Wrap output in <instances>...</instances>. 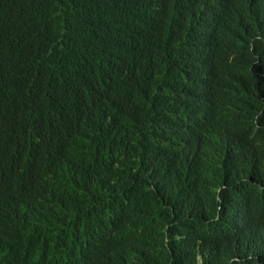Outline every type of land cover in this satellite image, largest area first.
Segmentation results:
<instances>
[{
    "label": "trees",
    "instance_id": "1",
    "mask_svg": "<svg viewBox=\"0 0 264 264\" xmlns=\"http://www.w3.org/2000/svg\"><path fill=\"white\" fill-rule=\"evenodd\" d=\"M0 264H264V0H0Z\"/></svg>",
    "mask_w": 264,
    "mask_h": 264
}]
</instances>
